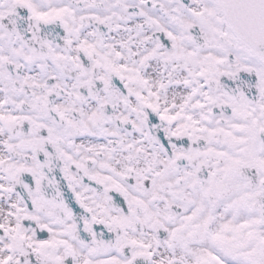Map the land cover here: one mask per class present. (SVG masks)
Masks as SVG:
<instances>
[{
  "label": "snow or ice",
  "instance_id": "obj_1",
  "mask_svg": "<svg viewBox=\"0 0 264 264\" xmlns=\"http://www.w3.org/2000/svg\"><path fill=\"white\" fill-rule=\"evenodd\" d=\"M0 264H264V0H0Z\"/></svg>",
  "mask_w": 264,
  "mask_h": 264
}]
</instances>
